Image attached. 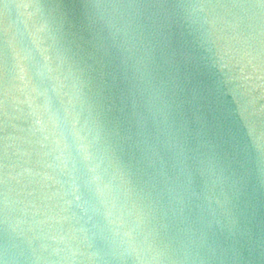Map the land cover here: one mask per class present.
<instances>
[{
	"label": "water",
	"instance_id": "95a60500",
	"mask_svg": "<svg viewBox=\"0 0 264 264\" xmlns=\"http://www.w3.org/2000/svg\"><path fill=\"white\" fill-rule=\"evenodd\" d=\"M72 140L132 213L110 264H264V0H0V244L25 207L81 226Z\"/></svg>",
	"mask_w": 264,
	"mask_h": 264
},
{
	"label": "clouds",
	"instance_id": "9594fccd",
	"mask_svg": "<svg viewBox=\"0 0 264 264\" xmlns=\"http://www.w3.org/2000/svg\"><path fill=\"white\" fill-rule=\"evenodd\" d=\"M43 30L42 28L41 31ZM25 41L26 37L22 36L21 44H25ZM25 50L29 52L31 58L32 52L27 48ZM37 72L41 78L53 80L51 69L46 66L37 64ZM58 90L55 84L50 88L53 93ZM72 96L75 107L78 93H73ZM49 100L52 103L54 97L50 96ZM57 116L59 117V113ZM59 119L62 123L63 118ZM89 134L91 135V132ZM67 147H76V141L72 140ZM83 151L85 155H81V149L76 147V155L69 152L64 159V167L69 168L70 173V187L64 195L74 196L73 203L82 210V215L73 213V218L78 223L83 221L81 226L69 233H64L62 228L56 229L57 234L53 235L55 226L62 224L68 217L58 216L51 207L43 211V214L40 210L29 213L25 207L22 209L24 218L13 217L5 221L10 230V238L7 243L0 244V264H81L80 257L83 254L75 245L77 239L81 242L86 240L93 246L97 240L103 242L106 248H98L91 254L99 264H110L111 258L123 257L136 250L133 231L129 228L134 221L132 213L126 210L127 204L123 200V193L114 187V178L105 182L108 170L103 168L102 162L94 163L92 157L87 154V149ZM85 190L87 196L84 194ZM4 196L2 203L7 208L9 201L6 193ZM20 203L12 202L13 211ZM32 207L36 208L34 204ZM2 211L3 209H0V212ZM41 215L43 218H40ZM53 244L57 247H53ZM53 256L56 259L51 258Z\"/></svg>",
	"mask_w": 264,
	"mask_h": 264
}]
</instances>
